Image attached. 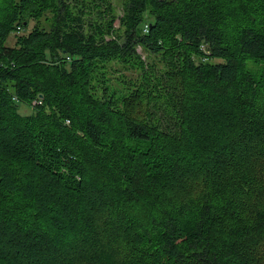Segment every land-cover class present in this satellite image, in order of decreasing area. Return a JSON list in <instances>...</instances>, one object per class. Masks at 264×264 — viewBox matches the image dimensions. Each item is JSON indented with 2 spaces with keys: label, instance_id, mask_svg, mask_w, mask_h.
<instances>
[{
  "label": "trees",
  "instance_id": "trees-1",
  "mask_svg": "<svg viewBox=\"0 0 264 264\" xmlns=\"http://www.w3.org/2000/svg\"><path fill=\"white\" fill-rule=\"evenodd\" d=\"M119 6L0 0V264H264V0Z\"/></svg>",
  "mask_w": 264,
  "mask_h": 264
},
{
  "label": "rangeland",
  "instance_id": "rangeland-1",
  "mask_svg": "<svg viewBox=\"0 0 264 264\" xmlns=\"http://www.w3.org/2000/svg\"><path fill=\"white\" fill-rule=\"evenodd\" d=\"M120 1L121 0H111V3H112V5H113V7H115L116 8V12L119 14V15H121L122 14V12L120 11ZM31 25H32V23H31ZM115 26L117 27L118 26V20L115 22ZM25 32V30H23L22 32H20L19 34H22V33H24ZM12 36H9V38H11ZM11 40V43L13 42V39L11 38L10 39ZM9 40V41H10ZM137 52L142 56V59H145V57H146V55L141 51V49L140 48H137ZM23 105H21L20 107H19V112L21 113V114H29L30 112H31V110H30V108H27V107H22Z\"/></svg>",
  "mask_w": 264,
  "mask_h": 264
},
{
  "label": "built area",
  "instance_id": "built-area-1",
  "mask_svg": "<svg viewBox=\"0 0 264 264\" xmlns=\"http://www.w3.org/2000/svg\"><path fill=\"white\" fill-rule=\"evenodd\" d=\"M20 31H22V29L20 27H17V32H20ZM144 32H147V26H145ZM201 50H205V47L201 46Z\"/></svg>",
  "mask_w": 264,
  "mask_h": 264
},
{
  "label": "water",
  "instance_id": "water-1",
  "mask_svg": "<svg viewBox=\"0 0 264 264\" xmlns=\"http://www.w3.org/2000/svg\"><path fill=\"white\" fill-rule=\"evenodd\" d=\"M40 98H41V95H40Z\"/></svg>",
  "mask_w": 264,
  "mask_h": 264
}]
</instances>
